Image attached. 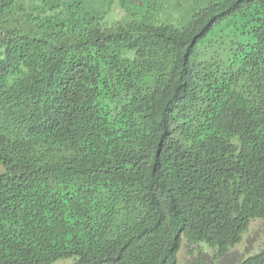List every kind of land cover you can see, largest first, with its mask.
Wrapping results in <instances>:
<instances>
[{
  "label": "trees",
  "instance_id": "1",
  "mask_svg": "<svg viewBox=\"0 0 264 264\" xmlns=\"http://www.w3.org/2000/svg\"><path fill=\"white\" fill-rule=\"evenodd\" d=\"M111 3L0 0V264H264V0Z\"/></svg>",
  "mask_w": 264,
  "mask_h": 264
},
{
  "label": "rangeland",
  "instance_id": "2",
  "mask_svg": "<svg viewBox=\"0 0 264 264\" xmlns=\"http://www.w3.org/2000/svg\"><path fill=\"white\" fill-rule=\"evenodd\" d=\"M141 1L143 2L145 0H141ZM170 1L172 3H175V1H177V0H170ZM200 1L201 0H181V3L184 4L185 7H194ZM120 2H121L120 0H112V3L108 4L106 7L104 17H105V21H107L108 24H110V25L118 24V23H127L133 19V16L129 15V14L136 11V7L134 6L135 0H126V6L125 7L129 8V13L126 10L124 12L123 11L121 12L119 10V8H120L119 3ZM101 9H103L102 6H101ZM134 16L139 17L141 15L136 14ZM192 261H194V258ZM65 263H66V261L62 260V261H58L56 264H65Z\"/></svg>",
  "mask_w": 264,
  "mask_h": 264
}]
</instances>
